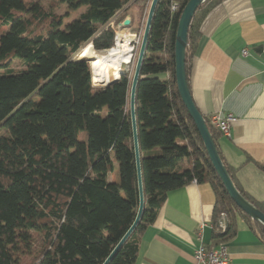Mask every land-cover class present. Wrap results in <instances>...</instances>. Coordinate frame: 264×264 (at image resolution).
<instances>
[{"label": "trees", "instance_id": "1", "mask_svg": "<svg viewBox=\"0 0 264 264\" xmlns=\"http://www.w3.org/2000/svg\"><path fill=\"white\" fill-rule=\"evenodd\" d=\"M49 1L70 12L85 11L64 27L65 17L35 2L0 0V132L5 133L0 134V264H21L34 255L35 234L41 248L31 264H104L139 210L130 115L133 71L97 88L89 63L79 55L89 43L97 54L115 49L110 24L130 17L132 25L131 12L142 17L153 0ZM188 1L159 0L156 7L136 91L145 207L136 230L109 264H136L140 236L155 221L167 193L194 180L209 183L215 192L213 245L236 236L239 217L264 244V226L231 200L178 93L175 34ZM223 1H206L192 20L188 82L201 24ZM175 3L179 8L173 12ZM13 59L25 69L13 72ZM91 69L97 81L104 77L97 62ZM204 118L218 148L221 134ZM225 166L238 190L264 212V203L244 193ZM258 167L264 172V163ZM117 171L119 181L113 182ZM222 213L227 216L224 233L216 228Z\"/></svg>", "mask_w": 264, "mask_h": 264}, {"label": "crops", "instance_id": "2", "mask_svg": "<svg viewBox=\"0 0 264 264\" xmlns=\"http://www.w3.org/2000/svg\"><path fill=\"white\" fill-rule=\"evenodd\" d=\"M200 32L189 67L193 100L209 119L234 117L230 137L220 133L218 149L242 191L264 203V172L258 167L264 163V0H225L204 19ZM215 205L209 183L168 192L140 236L136 264H194L198 247L214 246ZM237 219V234L225 243L231 264H264V244L242 217Z\"/></svg>", "mask_w": 264, "mask_h": 264}, {"label": "water", "instance_id": "3", "mask_svg": "<svg viewBox=\"0 0 264 264\" xmlns=\"http://www.w3.org/2000/svg\"><path fill=\"white\" fill-rule=\"evenodd\" d=\"M206 1L208 0H189L184 10L182 11L178 21L176 34H175V44H174L175 45L174 46L175 80H176L178 93L190 117L194 121L196 129L208 153V157L217 175L221 179L231 200L243 213L249 216L253 221L264 226V212H262L252 202L246 199V197L236 187L227 167L225 166V163L223 162L220 156L214 137L209 127L207 126L205 118L198 110L197 106L195 105L189 87L187 66H186V55H187V48L189 43V29L197 10L204 3H206ZM158 2L159 0H153L150 6V10L148 13L145 30L142 38L141 48L138 54V59L136 62V67L133 75L132 86H131L130 115H131V122L133 128V143H134V152H135V160H136L138 184H139V196H140L139 210L135 222L128 230V232L125 234V236L122 238V240L118 243V245L116 246V248L108 257V259L105 261L104 264H109L116 256V254L119 252V250L128 241V239L132 236V234L134 233V231L136 230L137 226L141 221L145 207L142 169H141V155L139 149L137 118H136V91L141 75V68L143 65L150 32H151L152 22ZM130 24L131 21L129 19H126L123 23L119 24V27L121 29L127 28L130 27ZM120 77L115 81L119 80ZM115 81L108 83L107 85H105V87L112 84Z\"/></svg>", "mask_w": 264, "mask_h": 264}, {"label": "rangeland", "instance_id": "4", "mask_svg": "<svg viewBox=\"0 0 264 264\" xmlns=\"http://www.w3.org/2000/svg\"><path fill=\"white\" fill-rule=\"evenodd\" d=\"M26 1H32V2L39 4L46 12L54 13L58 16L65 17L63 19L64 27L66 25L70 24L76 18H78L79 15L85 11V9H80L79 11H76V12H70V11H68V9L66 8L65 5H63V4L58 5L56 2L51 3V1H49V0H26ZM52 5H53V7H55L54 9L52 8ZM149 8H150V6H149ZM149 10H147V13L143 14L142 17L138 13L135 14V13L131 12V17H132V22H133V24L131 25L132 31L130 32V30H129L130 27L121 29V30H125L126 32H128L129 35L130 34L135 35V38H132V37L130 38V43H131V46L133 48L132 58L130 60V63H127L123 66L122 74L131 69L133 71V75H134L136 62H137L138 54H139V51L141 48L142 38H143V34H144L145 25H146ZM67 12H69V13L67 14ZM122 13L124 14V12H121L120 15L118 16V18H122L124 16ZM114 23L117 24L116 22H114ZM121 30H119V31H121ZM43 33L45 34L46 32H43ZM115 45H116V41H115ZM114 47L116 48V46H114ZM84 52H88V53H90V55L87 57H83ZM97 55H99V54H97L95 52L91 43H89L88 45L83 47V49L81 50L80 55H79V59H85L89 63L90 71L92 74L91 75L92 76V84L94 83L97 86V88H100V87H105L102 84L104 82L107 83V80H106L107 77H106V74L104 73V77L100 76L99 81H97V79L94 78V75H93L92 69H91V65H92V63H96L94 60V57ZM9 68L13 72H20V71L25 69L23 63L19 59H13ZM35 100L37 101V99H35ZM102 114L103 115L106 114V110H104ZM0 134L4 135L5 133H3V131H1ZM80 139L82 140V135L80 136ZM117 177H118V171L113 174L112 180H114V179L117 180ZM40 238H41L40 235L35 234V241H36V244H35L36 246H35V251H34L35 253H34V255H32L30 257H23L21 264H31L33 257L36 255V253L39 252V250L41 248V239Z\"/></svg>", "mask_w": 264, "mask_h": 264}, {"label": "built area", "instance_id": "5", "mask_svg": "<svg viewBox=\"0 0 264 264\" xmlns=\"http://www.w3.org/2000/svg\"><path fill=\"white\" fill-rule=\"evenodd\" d=\"M178 8L179 5L175 3L172 6V11L176 12ZM110 26L116 33V41L118 31L121 30V28L114 22H112ZM130 36L132 38H135V35L130 34ZM93 86L97 87L94 83ZM233 121L234 117L232 115L224 116L222 114H214L210 117V125L214 128V130L220 132L222 135L227 137H230L231 123ZM193 182L196 183L195 180ZM216 228L221 233H224L227 230V216L224 213H222L218 217L216 221ZM194 261V264H231V259L228 254V249L225 243H221L219 245L214 246L201 245L195 251Z\"/></svg>", "mask_w": 264, "mask_h": 264}, {"label": "bare ground", "instance_id": "6", "mask_svg": "<svg viewBox=\"0 0 264 264\" xmlns=\"http://www.w3.org/2000/svg\"><path fill=\"white\" fill-rule=\"evenodd\" d=\"M130 38L131 36L125 30L119 31L116 39V48L94 57L95 62L105 70L106 84L118 79L122 75L123 66L130 63L133 54ZM89 55L90 53L84 52L83 57Z\"/></svg>", "mask_w": 264, "mask_h": 264}]
</instances>
